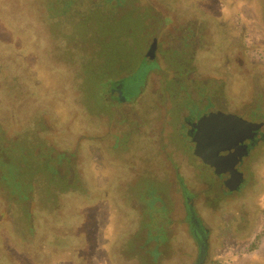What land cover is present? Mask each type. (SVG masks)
<instances>
[{
  "label": "rangeland",
  "instance_id": "rangeland-1",
  "mask_svg": "<svg viewBox=\"0 0 264 264\" xmlns=\"http://www.w3.org/2000/svg\"><path fill=\"white\" fill-rule=\"evenodd\" d=\"M257 1L0 0V264L175 261L178 243L152 255L148 202L166 207L171 239L187 217L195 234L191 213L172 202L158 163L141 176L132 159L159 137L162 155L167 143L184 150L172 124L189 129L184 117L195 105L264 118ZM141 59L155 67L118 100L111 84L127 77L116 75L132 73ZM111 140L125 142L117 152L128 150L126 159L110 153ZM189 150L186 179L196 193ZM254 169L256 190L232 211V223L223 206L197 214L210 242L218 241L207 264H264V156ZM129 214L143 220L132 228Z\"/></svg>",
  "mask_w": 264,
  "mask_h": 264
},
{
  "label": "flooded vegetation",
  "instance_id": "flooded-vegetation-1",
  "mask_svg": "<svg viewBox=\"0 0 264 264\" xmlns=\"http://www.w3.org/2000/svg\"><path fill=\"white\" fill-rule=\"evenodd\" d=\"M257 2L264 7V0H258ZM156 50L157 40H154L147 53L148 59L152 62L155 61ZM148 59H141L134 67L132 73L116 75V77H127L116 84H111L110 92L112 94H118V100H128V96L136 91L140 84H142V79L148 75V71L155 67L154 63H147ZM187 111H189L191 115H187L184 118L185 123L190 126L189 129H185L184 123L181 124L180 129H176V124H172L174 127L172 131H177L181 139L185 141L184 150L173 144L171 145V143H167V146H171V150L168 151V154L162 155V153H160V150L162 151L160 145L161 138L159 137V139L153 143V147L149 146L150 143H147L146 146L140 144V150L132 159L133 166L131 169H133L134 174L140 173L141 176H145L149 174L151 164L158 163V168L160 169L159 175L163 181L168 182L169 194L172 202L180 206L181 209L182 207L184 209L186 207V211L189 209L191 213V225L195 228V234L192 233L190 235L188 217L182 219L181 226H183L178 229V232L173 233L174 236L171 239L169 236L170 232L167 230V225H170L172 222L169 217L166 216V207L162 206V208H158L155 206L156 198L150 200L148 204L152 209V223L144 225V227H149V233L155 232V235L152 233V236H149V238H153L155 242V249L152 253L153 257H158L159 249L164 245L170 244V246H172V244L176 245V243H178L179 247L176 248L175 255L172 257L175 261H170V264H190V257H196L195 264H207V259L218 241L214 239L213 242H210V229L205 227L202 219L199 218L197 214H199L200 211L206 210L214 212L217 209L220 210L221 206H223L221 215L228 217L232 223L233 220L230 219L233 214L232 211L238 208V204L249 202L248 198H246L247 195L256 190V171L254 167L257 161L264 156V118H259L256 111H249L248 114H246V112L240 114L237 111L228 110L225 106H223L222 109L212 110L207 107L201 108L199 105H195L194 107L187 108ZM218 112L236 115L248 122L261 125L254 130L252 137H247L237 145L232 146L229 150L221 151L218 156L217 166H210L194 153L196 144L193 138L197 132L195 124L210 113ZM122 143L124 144L125 142L122 140ZM122 143L117 140L115 142L111 140L109 144L113 147L108 148L112 155L121 157L120 159L123 161V159H126L128 156V150H123L124 154L122 155L117 152L118 149L124 146ZM190 145L193 149L192 153L196 161V180L195 182L193 180L196 185V193H191L189 191L186 179L189 172L188 157ZM155 148L157 151H155ZM171 156L174 158L171 159ZM180 160L182 165L179 163ZM148 161L149 168L145 164ZM135 162L139 164L136 165ZM238 180L240 182L237 185L236 183ZM151 189L152 194L162 191L160 188ZM194 194H199L200 198H195ZM192 196H194L197 201H195ZM238 213L242 212L239 210ZM59 214L60 212L56 216ZM128 216L132 228L133 226L136 227L138 223H141L143 220V218L138 219L130 214ZM50 217L51 216L46 215L47 219ZM73 222L77 223V220H73L71 223ZM135 223H137V225H135ZM80 224L82 225L83 223ZM243 233H245V231ZM189 240L195 244V252H197L196 254L193 253L194 255H190L189 253ZM213 264H218V262Z\"/></svg>",
  "mask_w": 264,
  "mask_h": 264
},
{
  "label": "water",
  "instance_id": "water-1",
  "mask_svg": "<svg viewBox=\"0 0 264 264\" xmlns=\"http://www.w3.org/2000/svg\"><path fill=\"white\" fill-rule=\"evenodd\" d=\"M260 125L236 115L210 113L195 124L197 132L193 138L196 144L194 153L206 164L217 166L221 151L229 150L247 137H252Z\"/></svg>",
  "mask_w": 264,
  "mask_h": 264
}]
</instances>
